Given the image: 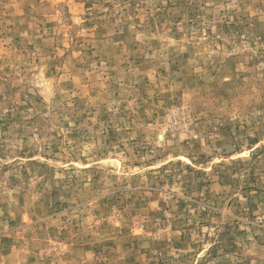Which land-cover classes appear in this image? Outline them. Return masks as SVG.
<instances>
[{"label": "rangeland", "instance_id": "374dc122", "mask_svg": "<svg viewBox=\"0 0 264 264\" xmlns=\"http://www.w3.org/2000/svg\"><path fill=\"white\" fill-rule=\"evenodd\" d=\"M0 264H264V0H0Z\"/></svg>", "mask_w": 264, "mask_h": 264}]
</instances>
